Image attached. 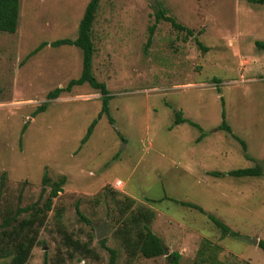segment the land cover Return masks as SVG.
<instances>
[{
  "label": "rangeland",
  "instance_id": "rangeland-1",
  "mask_svg": "<svg viewBox=\"0 0 264 264\" xmlns=\"http://www.w3.org/2000/svg\"><path fill=\"white\" fill-rule=\"evenodd\" d=\"M87 1L19 0L15 31L0 32V208L34 202L43 171L50 179L65 176L25 264H59L58 253L61 264H109V252L95 238L99 224L112 264H168L163 255L126 251L123 237L134 240L144 222L168 253L180 254L179 264H264L256 246L264 240V175L225 174L254 165L264 171V49L254 45L264 42V4L98 0L91 73L111 95L112 124L102 115L80 143L100 105L87 84L31 112L49 90L78 76L79 48L49 43L76 36ZM156 3L192 36L160 20L146 47ZM176 116L194 125L174 124ZM222 119L230 133L220 128ZM138 210L150 212L149 220L131 222ZM207 215L233 234L222 235ZM60 229L81 241L90 236V251L67 255Z\"/></svg>",
  "mask_w": 264,
  "mask_h": 264
},
{
  "label": "trees",
  "instance_id": "trees-1",
  "mask_svg": "<svg viewBox=\"0 0 264 264\" xmlns=\"http://www.w3.org/2000/svg\"><path fill=\"white\" fill-rule=\"evenodd\" d=\"M254 3L264 4V0H250ZM98 0H88L84 6L82 14L79 18L77 24L76 36L73 39H56L49 43L50 46H58L62 44L74 45L79 48L81 52L80 60V72L77 77L70 78L66 81L63 86L54 87L45 94L46 101L41 102L37 107H35L31 114H35L38 111L44 109L46 103L49 100H53L59 96L60 93L69 92L73 86L87 84L91 89L95 90L99 94L100 105L96 116L89 122L83 136L80 139V143L86 141L88 136L91 133V130L96 122V120L104 115L109 124H112V118L108 114V101L111 98V95L108 93L105 84L101 81H97L91 73V60L94 52L92 40H91V26L94 19V14L97 9ZM18 7L19 0H0V32L13 33L17 26L18 18ZM153 22L147 27L148 37L146 39L145 46L147 47L150 43L151 35L156 27V23L160 20L166 21L170 24L175 30L182 31L184 30L186 36H192L191 29L185 28L181 24L175 22L172 16L166 14L164 8L160 7L157 3L152 8ZM198 47L204 50L198 41H196ZM45 42L38 44L34 49H32L28 55L33 54L40 47L44 46ZM254 45L258 48L264 49V42L255 41ZM145 47V48H146ZM223 118V113L221 114ZM188 122L191 125H194L190 121L180 116H176L174 124L181 122ZM26 127V122L21 126L20 133ZM220 128L230 133L228 125L221 120ZM242 151L244 150V143L239 140ZM212 175H224L223 173L218 172H209ZM226 175L233 177H242V176H260L264 175L262 167L254 165L246 168H237L228 170L225 172ZM4 173H0V196L1 191L4 186ZM65 182V176L59 175L55 179H50L46 172L43 171L40 178V190L38 193L37 199L29 204L19 206L18 203L15 204L13 208L5 207L0 208V264H25L27 261L31 248L34 244L35 236L39 226L42 224L43 215L46 211L50 210L51 201L57 196V193L61 191V187ZM45 187H48L46 196L43 202L40 205L38 200L41 197V194L45 191ZM1 202V200H0ZM131 199L127 200V203L130 204ZM124 207H127V205ZM189 208H194L199 212H202L201 208L191 204V203H181ZM27 215H22V214ZM75 213L78 219L86 224H89V221L79 212L77 206H75ZM150 212L135 211L134 214H131L129 220L133 222L134 220L142 222V220H149L148 215ZM212 224L218 228L222 235L227 233L233 234L229 228L215 218L212 215H207ZM126 221L121 225H125ZM125 227V226H122ZM128 227V226H126ZM61 237V242L63 244L64 251L67 255L71 253H83L89 252L90 248L88 247V237L86 240L81 241L77 237L71 235L70 232H67L64 229L57 231ZM135 239L129 240L127 236L123 237L125 242V249L131 255L135 252H138L144 258H153L160 255H163L167 260L168 264H179L180 254L176 251H171L166 255L163 252V245L161 240L153 234L146 223H142L139 229H135ZM104 238L97 240L99 246L105 248L110 254L109 264H112L113 259V249L107 248L104 245ZM256 246L264 251V240H258ZM56 261L61 264L63 263L62 257L58 253L56 255ZM56 264V263H54Z\"/></svg>",
  "mask_w": 264,
  "mask_h": 264
},
{
  "label": "water",
  "instance_id": "water-1",
  "mask_svg": "<svg viewBox=\"0 0 264 264\" xmlns=\"http://www.w3.org/2000/svg\"><path fill=\"white\" fill-rule=\"evenodd\" d=\"M150 2H152V0H150ZM94 233H95V238L96 239H100L104 236L105 232H104V228L101 224L97 225L94 227ZM246 241L250 242L251 244H255L256 243V239L254 238H245ZM164 254L166 255L168 252L166 249H163Z\"/></svg>",
  "mask_w": 264,
  "mask_h": 264
},
{
  "label": "built area",
  "instance_id": "built-area-1",
  "mask_svg": "<svg viewBox=\"0 0 264 264\" xmlns=\"http://www.w3.org/2000/svg\"><path fill=\"white\" fill-rule=\"evenodd\" d=\"M119 184H120V181H119V180H117V181L114 182V185H115V186H117V185H119Z\"/></svg>",
  "mask_w": 264,
  "mask_h": 264
},
{
  "label": "crops",
  "instance_id": "crops-1",
  "mask_svg": "<svg viewBox=\"0 0 264 264\" xmlns=\"http://www.w3.org/2000/svg\"><path fill=\"white\" fill-rule=\"evenodd\" d=\"M115 181H117V179H115L114 182H115ZM120 184H121V182H120ZM114 186H115V185H114ZM115 187H117V186H115Z\"/></svg>",
  "mask_w": 264,
  "mask_h": 264
}]
</instances>
